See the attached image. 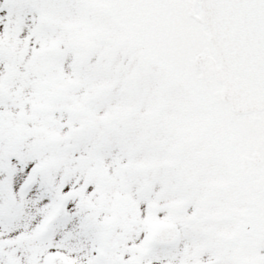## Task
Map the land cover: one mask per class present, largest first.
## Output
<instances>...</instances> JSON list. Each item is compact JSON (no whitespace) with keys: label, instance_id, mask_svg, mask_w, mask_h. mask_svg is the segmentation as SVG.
Here are the masks:
<instances>
[{"label":"snow or ice","instance_id":"6c2138e0","mask_svg":"<svg viewBox=\"0 0 264 264\" xmlns=\"http://www.w3.org/2000/svg\"><path fill=\"white\" fill-rule=\"evenodd\" d=\"M0 264H264V0H0Z\"/></svg>","mask_w":264,"mask_h":264}]
</instances>
